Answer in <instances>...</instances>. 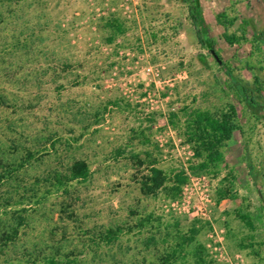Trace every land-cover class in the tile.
<instances>
[{
  "label": "rangeland",
  "instance_id": "374dc122",
  "mask_svg": "<svg viewBox=\"0 0 264 264\" xmlns=\"http://www.w3.org/2000/svg\"><path fill=\"white\" fill-rule=\"evenodd\" d=\"M200 6L222 64L181 0H0V173L15 168L0 187L10 202L0 264H162L192 228L204 261L190 246L167 264H264V110L236 95L224 68L242 82L264 79L253 37L264 32V0ZM221 13L247 20L246 32ZM114 20L126 33L109 42ZM230 105L239 128L223 162L196 171L203 158L184 110ZM145 150L170 178L185 170L177 199L142 193ZM75 159L89 162L90 179L52 187L48 177Z\"/></svg>",
  "mask_w": 264,
  "mask_h": 264
},
{
  "label": "trees",
  "instance_id": "16d2710c",
  "mask_svg": "<svg viewBox=\"0 0 264 264\" xmlns=\"http://www.w3.org/2000/svg\"><path fill=\"white\" fill-rule=\"evenodd\" d=\"M188 8V16L195 29L196 36L201 45L207 47L210 51L215 48V41L210 34L209 28L205 22L203 10L200 6V0H181ZM220 23L225 26L238 25L240 31L246 32L249 25L247 20L239 22V18L234 16L230 17L226 13L218 15ZM239 23V24H238ZM108 27L112 29V33L108 37L109 42H113L119 35L126 33V26L114 20L108 23ZM256 48L260 50L261 45H264V32H255L253 34ZM227 78L231 82V88L235 91L236 95L253 110H264V79L260 73H255L253 82L239 81L233 74L232 70L224 66ZM184 115L188 117L189 129L193 131L190 140L193 141L197 156H202V160L195 165L196 171H205L210 167L217 168L224 160L221 149L225 144L231 140L234 132L239 128L238 124V111L234 105H230L227 110H223L218 114H212L203 110H191L187 112L184 110ZM178 113L171 114V121L175 125L179 119ZM143 135V134H142ZM121 153V152H120ZM145 160H139L142 154H135L141 165H147L148 174L143 177L142 193L145 195H155L158 191H164L166 197L169 199H177L182 191V186L188 181V176L185 170H180L170 178L166 172L157 166V160L153 158L154 154L150 150L143 152ZM26 159L21 162V166H25ZM252 167V166H251ZM250 167V168H251ZM253 168V167H252ZM251 168V169H252ZM10 168L8 174L10 173ZM6 173H0V187L3 185L4 180L11 176ZM92 175L91 166L89 162L83 159H75L67 168L66 171H58L48 177L51 186L68 192L71 184L74 181L86 182ZM10 207L8 199L0 197V226L2 223V214ZM19 218H22L19 216ZM153 217H146L140 220V226L150 222ZM121 230H108L104 235V239L109 242L114 241ZM13 234H17V229L12 227V232H5L4 239H12ZM199 230L192 228V233L184 235L180 238L179 244L173 248L172 253L165 262L162 264L170 263L176 257H185L187 255L188 247L191 246L190 253L196 258L198 262L204 261L203 252L204 246L202 244H195ZM70 261V260H69ZM68 261V262H69ZM55 264L54 261L50 262ZM57 264V263H56Z\"/></svg>",
  "mask_w": 264,
  "mask_h": 264
},
{
  "label": "water",
  "instance_id": "95a60500",
  "mask_svg": "<svg viewBox=\"0 0 264 264\" xmlns=\"http://www.w3.org/2000/svg\"><path fill=\"white\" fill-rule=\"evenodd\" d=\"M211 52H212L214 58L217 60V62L219 64H222V60L220 59V57L218 56V54L214 50H211Z\"/></svg>",
  "mask_w": 264,
  "mask_h": 264
}]
</instances>
